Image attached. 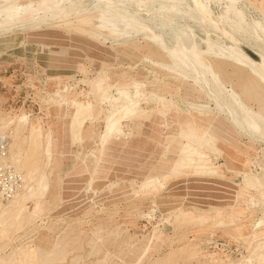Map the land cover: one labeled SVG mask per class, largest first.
Instances as JSON below:
<instances>
[{
    "label": "rangeland",
    "instance_id": "rangeland-1",
    "mask_svg": "<svg viewBox=\"0 0 264 264\" xmlns=\"http://www.w3.org/2000/svg\"><path fill=\"white\" fill-rule=\"evenodd\" d=\"M109 1L147 24L145 33L122 23L124 11L117 13L120 19L112 17L105 0L93 12L99 26L73 28L75 20L91 15L89 9L66 4L54 9L52 2H22L20 13L0 19V132L8 134V160L15 167L11 156L17 154L20 168H15L23 176L11 199L27 195L23 215L0 227V264L28 259L26 264H264L255 255L247 260L257 240L248 241L245 228L264 220V199L244 185L249 178L244 173L255 180L264 167V139L252 141L216 108V103L226 108L233 102L264 124V82L253 80L226 51L207 45L199 23L185 16L186 5L135 0L145 5L138 8L132 0ZM224 2L209 4L215 16ZM238 5L247 22L264 26V0H239ZM63 8H68L70 25L59 18ZM151 13L157 15L155 23L170 21L165 43L154 39L159 30L148 21ZM175 26L195 33L218 101L174 67L165 46L174 43ZM234 38L229 41L235 43ZM97 77L102 78L100 89L91 84ZM133 83L143 97L137 116L125 118L122 132L102 146L110 109L104 96L133 93ZM76 103L87 105L90 113L79 137L71 127ZM20 116L26 120L21 127L16 123ZM190 128L211 138L216 149L206 158L215 173L197 174L189 166L174 170L185 161L181 147L188 142L181 132ZM37 134L40 144L30 163L21 166L30 137ZM153 178L154 188L143 185ZM39 179L46 184L43 194L29 195ZM258 182L263 187L264 179ZM11 199L0 203L10 206Z\"/></svg>",
    "mask_w": 264,
    "mask_h": 264
},
{
    "label": "bare ground",
    "instance_id": "bare-ground-1",
    "mask_svg": "<svg viewBox=\"0 0 264 264\" xmlns=\"http://www.w3.org/2000/svg\"><path fill=\"white\" fill-rule=\"evenodd\" d=\"M32 1H37V3H39V4H45L48 2H52L54 9L55 8H62V6L65 4L69 5L68 8L72 7V6H77L78 9H89L91 15H87V16H84L82 18L75 20L77 22V26L73 27V25H72L73 28L77 29V27H82L79 25H90V26H99L100 25V24H96L97 20L95 19L96 18V17H94L95 13L93 14V12H95L96 8L100 7L97 4L101 0H0V19L10 20V18L14 14L17 15L18 13L21 12V9L23 10L22 2H32ZM147 1H150V0H147ZM170 1L176 5H186L187 6V11H186L185 16H187V17L191 16V17L195 18L197 23H199L198 25L202 27V29H201L202 32L205 33V35H206V38L203 39V41L207 45H209L210 47H213L214 49H221L223 51H226L229 56H233L234 58H236L239 61V63L241 65H243L244 67L247 68V70L249 71L253 80H255L257 83H259L261 81L264 82V48H261V46L258 44V42L264 44V26L261 25V21H255L254 20L255 22L249 23V21L247 22L245 20V15H244L243 9L240 8V6L238 5L239 0H225L223 11L218 16H215L213 14V11H212L211 6L209 4L211 2L218 3V2H220V0H170ZM132 2L136 3L135 6H137L138 8H141V5L145 6L144 3L140 4V1H135V0L133 1L132 0ZM117 6L118 5H112V2H110L109 0H105L104 7H105V9H107V11L110 12L109 14H111L112 17L120 19L119 16L117 15V13H119L120 11H124L125 14L121 15V18L124 19L125 21H122V23L128 27L135 25V26L139 27L141 29V32L144 34L145 30H147V28H148L147 24L145 25L141 21H139L137 17L129 15V9H124V7L117 8ZM161 6H164V5L161 4ZM154 7H157V6H154ZM68 8L61 9L62 11L59 14L60 15L59 18H61V20L65 21L66 25H68V24L70 25L69 22L71 21V20L67 21L65 19L68 16ZM36 10L37 9H33L34 12ZM134 10H138V9H134ZM146 10L150 11L151 9L148 8ZM106 16H108V15H106ZM155 17H157V15L155 13H151L148 21L150 23L153 22L154 25L156 26V28L159 30L157 33H154V35H155L154 39H156L157 42L159 41L162 44V43H165V36H166L164 34V29L170 27V21H166L165 19H160L159 22L155 23V21H154ZM104 18L105 17H103V19ZM263 19H264V17H263ZM250 26L254 30V32L250 31V29H249ZM114 27L117 28L116 25ZM175 28L176 29H175L174 43L170 47L165 46L166 53L175 62L174 67L181 70V72L184 75L189 76L193 80H195L196 83H198L202 87V89L207 93V95L210 97L211 100L218 101L216 99L218 96L217 92L214 89L212 90V88L210 86L209 77H208L209 74L206 70V67L201 62L202 58H204V57H203V53H201V49L198 48V44L200 42L199 41H198V43L196 42L197 38L195 37L196 36L195 33L192 32V30L188 27L175 26ZM80 29L78 28V30H80ZM87 29H88V27H87ZM119 29H121V28H118V30ZM146 35L148 36V34H146ZM149 35H153V32L149 33ZM211 35H214L215 39H212L210 37ZM232 36L233 37L235 36V38H237V41L235 43L234 42L231 43L229 41V38H231ZM251 38L254 39L255 43L251 42ZM164 45L165 44H163V46ZM203 49H204V46H203ZM209 50H208V52H209ZM206 56H207V54H206ZM207 57H209V56H207ZM206 61H203V62L205 63ZM101 79H100V77L95 78L91 83L92 86H96L98 89H100ZM133 84H135V83H133ZM132 87H134L133 93L118 91L117 97H113V98L109 97L108 98V97L104 96V99L108 101L110 109H109V111L107 110L108 113L106 114V116H104L105 118L103 120L104 125H103V130L101 133V137H100L102 146H105L107 141H109L112 137L117 136L120 134V132H122L121 131V125H122L123 120H125V118L130 117V116H131V118H133L132 116H135V115L137 116L138 109H139L138 104H139V101L141 99L143 100V97H141V95H140V90H139L137 84H135V86H132ZM206 87H207V89H206ZM98 91L99 90H97V92ZM104 91H106V90H104ZM102 94H104V92ZM116 95H117V93H116ZM143 96H144V93H143ZM152 97H154V96H152ZM160 100H161V105L165 106L167 101L164 98H160ZM216 104H217L216 108H217L218 112L224 114L226 116V118L238 129L239 132H241L243 134H250V139L252 141H259L260 139H264V124H262V122H259V121L263 120L262 118L257 117L256 119L255 118L252 119L250 117H247L246 113L241 111L240 109H238L236 103L234 104L233 102H231V104L228 105L226 108L221 104H218V103H216ZM106 105H107V103H106ZM142 111H144V110H142ZM89 114H90L89 113V107L87 105L82 104V103H76L75 104V109H74L72 119H71V127H72L73 133L76 135V137H79L80 129L84 123V120L88 116H90ZM256 120H259V121H256ZM16 123L18 125H20V127H21V124L25 125V123H26L25 117L24 116L18 117L16 120ZM181 136L184 137L188 142V144H185V145L183 144V146L181 147V154H182L181 157L184 156L185 161L177 164V167L176 168L174 167L175 168L174 170H176L177 168L184 169L186 166H189V168H192V171L197 173V174L215 173L216 168H213L212 166H210L209 163L207 162V158H206L207 155H209L211 152H213L216 149V148L215 149L213 148V142H212L211 138H209V136L206 135V133H204V135L199 136L193 128H190L188 131H185V132L182 131ZM29 137H30V135H29ZM30 138H31V141H30L31 145H30L29 149L26 150V155H25V158L23 159V161L21 162V166H26L30 163V160H31L30 157H32L34 150L40 144L38 134L36 136L30 137ZM189 143L194 144L196 146V148H193ZM28 145H29V142H28ZM48 145L49 144L47 143V146ZM12 146L13 145L11 143L10 147H12ZM18 150H21V149H17V151ZM22 152H24V151H22ZM178 155H180V154L178 153ZM16 157H18L17 154L16 155L12 154V156H11V158H13L15 160V164H16L15 167L17 168L20 160H16ZM32 162H34V161H32ZM19 168L20 167H18V169ZM178 172L179 171H177V173ZM180 173H182V172H180ZM168 174H169V172H168ZM172 174L173 173H171V175ZM214 175H213V177H215V178L219 177V176H214ZM199 176H201V175H199ZM245 176L249 177V178H248V180L244 179L245 183H246L244 185L250 186L251 189L252 188H254L255 190L257 189L259 197L264 199V183H263V187H260V185L258 184V183H260V182H258L259 180L263 181V179H264V167L261 168V171L255 180H253L246 173H244V178H245ZM179 177H180V175H179ZM31 178H33V177H31ZM43 178H44V176H43ZM43 178H42V181L44 182ZM164 178H166V177H164ZM169 178H171V177H169ZM204 178H206V177H204ZM211 179H213V178L211 177ZM40 180L41 179L38 180L39 182L37 181L38 185H37V189L35 190L36 192L33 191V188L32 189L30 188L32 191H29L30 192L29 195H33L35 193V194L41 196L43 194L44 190L46 189V184L43 182H40ZM153 180H154V178L152 180L145 181V183L143 185L144 186H150L151 185L152 188H154V185H152ZM221 181H223V180L221 179ZM156 182H158V181H156ZM238 186H239V184H238ZM159 189H161V188H159ZM39 196H38V198H39ZM26 197H27V195H26ZM26 197L22 194L17 195L15 198L11 199V205L10 206H5V205L0 203V227H2L3 224L8 219L9 220H16L17 218H20L23 215V210H24L23 207H24V203H25L24 201H25V199H27ZM32 197H34V196H32ZM154 197H156V196H154ZM254 206H256V205H254ZM11 207L12 208L14 207V211ZM262 211H264V210H262ZM180 214L182 216H186V215H184L183 212H180ZM262 214L264 215V213H261V216H262ZM147 218L151 219V217H147ZM19 221H20V219H19ZM263 221L264 220H262V219L261 220L255 219L254 221H251L248 225H245V228L247 229L246 237H247L248 241L257 240L255 242V244L249 248L250 252H251L250 253L251 256H249V258H247L248 261L251 260L252 255L257 256V258H258L257 260L264 261V226H263ZM6 223H5V225H6ZM12 225L10 224V226H12ZM148 248L149 247H147V249ZM28 253H29V251H28ZM52 253H53V251H52ZM52 253H51V255H52ZM37 254H40V253H37ZM41 254H43V253H41ZM44 254H45V252H44ZM46 254L48 255V253H46ZM141 256H142V254H141ZM40 257H41V255H40ZM27 258H29V256ZM46 259H48V258H46ZM46 259L44 261L45 263H47ZM252 260H254V259H252ZM28 261H29V259H28ZM50 261H51V259L49 260V262ZM20 263L22 264L23 262H20Z\"/></svg>",
    "mask_w": 264,
    "mask_h": 264
},
{
    "label": "built area",
    "instance_id": "built-area-1",
    "mask_svg": "<svg viewBox=\"0 0 264 264\" xmlns=\"http://www.w3.org/2000/svg\"><path fill=\"white\" fill-rule=\"evenodd\" d=\"M9 136L0 132V200L11 199L23 182L22 174L8 160Z\"/></svg>",
    "mask_w": 264,
    "mask_h": 264
}]
</instances>
